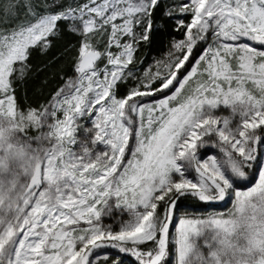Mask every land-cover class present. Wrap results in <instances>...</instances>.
<instances>
[{
  "label": "snow or ice",
  "instance_id": "snow-or-ice-1",
  "mask_svg": "<svg viewBox=\"0 0 264 264\" xmlns=\"http://www.w3.org/2000/svg\"><path fill=\"white\" fill-rule=\"evenodd\" d=\"M158 4L0 0V264H99L108 247L134 264H264V163L249 172L264 147V0H185V38L119 96ZM61 24L80 37L74 76L21 110L14 78ZM186 194L231 207L177 219ZM113 201L128 216L115 227Z\"/></svg>",
  "mask_w": 264,
  "mask_h": 264
},
{
  "label": "trees",
  "instance_id": "trees-1",
  "mask_svg": "<svg viewBox=\"0 0 264 264\" xmlns=\"http://www.w3.org/2000/svg\"><path fill=\"white\" fill-rule=\"evenodd\" d=\"M41 2H45V0H41ZM47 2H51V0H47ZM168 4L166 0H159L151 17L152 31L149 34V39L140 42L134 53V64L130 67L136 70L134 74H138V76L146 67L165 58L171 51L173 42L184 37L185 28L178 24V20L187 24L190 16L183 14L179 17V15L169 13ZM146 25L147 20L145 21ZM50 39L51 47L46 51L41 47L30 50L27 61L29 69L24 78H14L15 95L21 110L25 111L31 107L40 108L46 104L74 72L73 63L80 37L67 31L61 24V31ZM134 81L135 78H128L126 83H120L117 89L118 95L126 96ZM214 206L216 204L205 203L195 196L186 194L178 197L175 214L184 211H205ZM110 249L108 256L111 259L118 255L125 264H134V260L130 259L129 255L118 253L116 249Z\"/></svg>",
  "mask_w": 264,
  "mask_h": 264
},
{
  "label": "rangeland",
  "instance_id": "rangeland-1",
  "mask_svg": "<svg viewBox=\"0 0 264 264\" xmlns=\"http://www.w3.org/2000/svg\"><path fill=\"white\" fill-rule=\"evenodd\" d=\"M166 1L169 3L168 4V12L169 13L175 14V15H179V17L181 15H183V14H188L190 16V20H189L188 23L191 22V14L190 13H182L181 10H180L181 5L185 2V0H166ZM182 23H183L182 20L179 19L178 20V24H182ZM143 30H144L143 27L137 26L135 28V31L137 33H140ZM185 31H186V29H185ZM185 31H184L183 39L185 38ZM210 36H211V34H209V42H210ZM183 39H181V40H183ZM178 41H180V40H178ZM171 51H174L173 45H172ZM168 59H169V56L167 55L165 58L154 62L152 66L146 67L145 70L142 73L139 74V76H138V74H134L135 81H134L133 86L131 87V89L133 87L137 86L140 83V81L144 79V74H145L146 71L150 70L152 73H155L157 71V67H158V63L157 62H160L161 66H162V64L167 63ZM161 70L163 71L162 68H161ZM135 72H136V70H134V73ZM71 76H74V72H73V74ZM141 90H143V89H141ZM147 99H150V98H147ZM50 100H51V98H50ZM46 104H44V105H46ZM216 114L217 115H221V116H230L231 115V110L221 107L217 111ZM235 119L238 121L239 117L237 116V117H235ZM88 126L90 127V125H88ZM29 134L35 135L36 134L35 130L30 129L29 130ZM83 135H84L83 134V130H81L80 136L83 137ZM100 147H102V146H100ZM211 151H212V153H215L217 155V158H220L223 155L222 153L219 152L218 148H213ZM204 152H205V149H200L198 154H203ZM251 163H252V168L249 169V172L250 173L254 172L256 178H258L259 167L261 166L262 163H264V147L258 146L257 160L253 161ZM189 175H190V178L196 179V175L197 174L195 173L194 169H190L189 170ZM215 204H216V206H214L212 208L210 207V208H208V210H205V211H196V212L184 211V212L175 214V216H176L177 219H179V217L185 216V215L189 216V217H193V216H207V215H209L210 213H212L214 211H227V208L231 207V203L230 202L228 203L227 207H225L224 202H218V203H215ZM161 211H163V209H161ZM121 214H122V216H121ZM118 218L127 219L128 218L127 212H124V210L122 208L121 209H117L115 207V202L113 201L112 202V214H111V216H104L102 218L103 219V223L105 225L112 224L115 227V226H117ZM110 251H111L110 247L98 250V252L100 254V257H101V259L99 261V264H104L103 257H104L105 254L109 255ZM117 256L115 258L111 259V260H115L117 258ZM129 258L134 260V258L131 257L130 255H129ZM109 264H111V261H109Z\"/></svg>",
  "mask_w": 264,
  "mask_h": 264
}]
</instances>
